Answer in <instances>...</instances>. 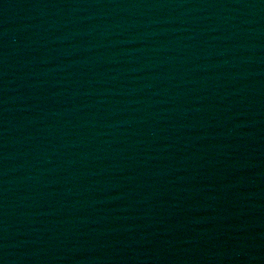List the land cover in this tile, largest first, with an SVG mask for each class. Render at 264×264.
<instances>
[{
    "label": "water",
    "instance_id": "95a60500",
    "mask_svg": "<svg viewBox=\"0 0 264 264\" xmlns=\"http://www.w3.org/2000/svg\"><path fill=\"white\" fill-rule=\"evenodd\" d=\"M263 247L264 0H0V264Z\"/></svg>",
    "mask_w": 264,
    "mask_h": 264
}]
</instances>
